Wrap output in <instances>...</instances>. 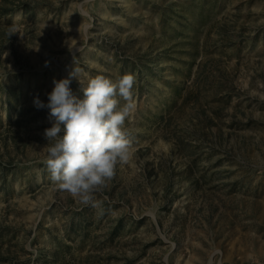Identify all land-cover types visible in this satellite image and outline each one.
<instances>
[{"label": "rangeland", "instance_id": "374dc122", "mask_svg": "<svg viewBox=\"0 0 264 264\" xmlns=\"http://www.w3.org/2000/svg\"><path fill=\"white\" fill-rule=\"evenodd\" d=\"M73 68L136 76L97 207L44 164ZM0 264H264V0H0Z\"/></svg>", "mask_w": 264, "mask_h": 264}, {"label": "clouds", "instance_id": "9594fccd", "mask_svg": "<svg viewBox=\"0 0 264 264\" xmlns=\"http://www.w3.org/2000/svg\"><path fill=\"white\" fill-rule=\"evenodd\" d=\"M73 78L83 85L82 98L70 87ZM53 85L47 104L34 99L35 107L49 109L51 127L44 130L48 143L43 147L49 179L80 205L97 207L96 195L133 156L126 124L137 108L136 76L96 75L84 84L73 68L67 77L53 79Z\"/></svg>", "mask_w": 264, "mask_h": 264}]
</instances>
